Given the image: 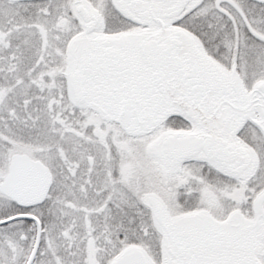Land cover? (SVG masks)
Segmentation results:
<instances>
[{
	"label": "snow or ice",
	"instance_id": "6c2138e0",
	"mask_svg": "<svg viewBox=\"0 0 264 264\" xmlns=\"http://www.w3.org/2000/svg\"><path fill=\"white\" fill-rule=\"evenodd\" d=\"M0 264H264V0H0Z\"/></svg>",
	"mask_w": 264,
	"mask_h": 264
}]
</instances>
